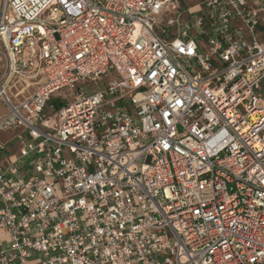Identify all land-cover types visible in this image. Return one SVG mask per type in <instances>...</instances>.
I'll use <instances>...</instances> for the list:
<instances>
[{
	"label": "built area",
	"instance_id": "obj_1",
	"mask_svg": "<svg viewBox=\"0 0 264 264\" xmlns=\"http://www.w3.org/2000/svg\"><path fill=\"white\" fill-rule=\"evenodd\" d=\"M182 1L0 0V264H264V0Z\"/></svg>",
	"mask_w": 264,
	"mask_h": 264
},
{
	"label": "rangeland",
	"instance_id": "obj_2",
	"mask_svg": "<svg viewBox=\"0 0 264 264\" xmlns=\"http://www.w3.org/2000/svg\"><path fill=\"white\" fill-rule=\"evenodd\" d=\"M200 0H183L180 4V7L185 9L188 6H194L197 3H199ZM182 15H185V12H182ZM174 13L169 12L166 13L164 15H161L160 17H158V20L161 22H165L169 17L173 16ZM172 31H175L173 28H171ZM195 30V29H194ZM103 78L101 77L97 82L93 83V82H89V83H93V87L91 88V90L87 91L86 93H89L90 91H92L93 89H96L97 87L101 86L103 84ZM85 82H81L80 85L84 84ZM33 87L29 88L28 91L26 92L25 95H27ZM7 112V110L3 107L1 101H0V116L5 114ZM2 137V138H1ZM0 139L5 143L6 147H7V153L8 154H17L19 149L21 148V146H23L26 141L29 139L27 138L26 132L24 130L23 126H19L17 128H10L9 130H3L0 133ZM21 169H19L20 171Z\"/></svg>",
	"mask_w": 264,
	"mask_h": 264
},
{
	"label": "crops",
	"instance_id": "obj_3",
	"mask_svg": "<svg viewBox=\"0 0 264 264\" xmlns=\"http://www.w3.org/2000/svg\"><path fill=\"white\" fill-rule=\"evenodd\" d=\"M2 138V137H1ZM7 155H11V154H7ZM6 155V157H7ZM5 156H2V158ZM7 159V158H6ZM16 168L18 169V166H16ZM20 173H22L24 176L29 175V168L27 165L23 166L20 170ZM15 176H18V174H15Z\"/></svg>",
	"mask_w": 264,
	"mask_h": 264
}]
</instances>
